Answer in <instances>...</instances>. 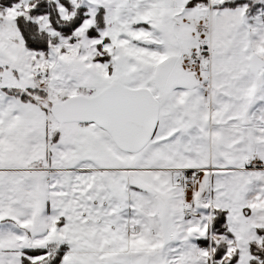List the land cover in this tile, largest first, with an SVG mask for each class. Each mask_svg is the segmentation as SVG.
I'll use <instances>...</instances> for the list:
<instances>
[{"label":"snow or ice","instance_id":"1","mask_svg":"<svg viewBox=\"0 0 264 264\" xmlns=\"http://www.w3.org/2000/svg\"><path fill=\"white\" fill-rule=\"evenodd\" d=\"M0 264H264V0H0Z\"/></svg>","mask_w":264,"mask_h":264}]
</instances>
